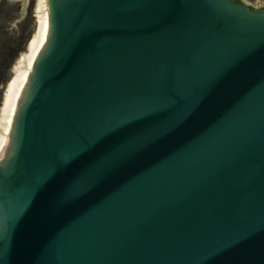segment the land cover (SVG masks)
I'll return each instance as SVG.
<instances>
[{
    "label": "water",
    "instance_id": "95a60500",
    "mask_svg": "<svg viewBox=\"0 0 264 264\" xmlns=\"http://www.w3.org/2000/svg\"><path fill=\"white\" fill-rule=\"evenodd\" d=\"M47 6L0 152V264H264V8Z\"/></svg>",
    "mask_w": 264,
    "mask_h": 264
},
{
    "label": "bare ground",
    "instance_id": "6f19581e",
    "mask_svg": "<svg viewBox=\"0 0 264 264\" xmlns=\"http://www.w3.org/2000/svg\"><path fill=\"white\" fill-rule=\"evenodd\" d=\"M47 0H36V27L26 50L20 53L13 65V76L3 85L4 93L0 103V152L9 134L16 105L29 73L42 48L47 34Z\"/></svg>",
    "mask_w": 264,
    "mask_h": 264
},
{
    "label": "rangeland",
    "instance_id": "374dc122",
    "mask_svg": "<svg viewBox=\"0 0 264 264\" xmlns=\"http://www.w3.org/2000/svg\"><path fill=\"white\" fill-rule=\"evenodd\" d=\"M246 1L257 8H264V0ZM23 8L22 2L11 5L0 1V88L4 85L3 80L10 74V65L20 56L16 55L22 53L28 34L33 31L36 23L31 15V0L24 13Z\"/></svg>",
    "mask_w": 264,
    "mask_h": 264
},
{
    "label": "snow or ice",
    "instance_id": "6c2138e0",
    "mask_svg": "<svg viewBox=\"0 0 264 264\" xmlns=\"http://www.w3.org/2000/svg\"><path fill=\"white\" fill-rule=\"evenodd\" d=\"M122 162H125V161H123V160L114 161V163H122Z\"/></svg>",
    "mask_w": 264,
    "mask_h": 264
},
{
    "label": "flooded vegetation",
    "instance_id": "af4514ba",
    "mask_svg": "<svg viewBox=\"0 0 264 264\" xmlns=\"http://www.w3.org/2000/svg\"><path fill=\"white\" fill-rule=\"evenodd\" d=\"M249 5H250L251 7H256V6H254V5L250 4V3H249Z\"/></svg>",
    "mask_w": 264,
    "mask_h": 264
},
{
    "label": "trees",
    "instance_id": "16d2710c",
    "mask_svg": "<svg viewBox=\"0 0 264 264\" xmlns=\"http://www.w3.org/2000/svg\"><path fill=\"white\" fill-rule=\"evenodd\" d=\"M237 2H241V0H236Z\"/></svg>",
    "mask_w": 264,
    "mask_h": 264
}]
</instances>
